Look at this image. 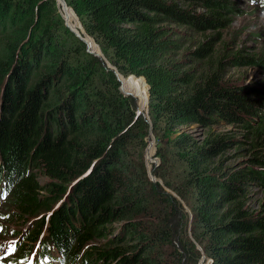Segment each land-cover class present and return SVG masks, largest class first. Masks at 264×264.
<instances>
[{
  "label": "trees",
  "instance_id": "obj_1",
  "mask_svg": "<svg viewBox=\"0 0 264 264\" xmlns=\"http://www.w3.org/2000/svg\"><path fill=\"white\" fill-rule=\"evenodd\" d=\"M64 1L67 25L82 24L140 110L145 77L150 122L113 68L63 24L56 0H0V26L11 29L0 56V179L11 183L0 216L28 221L11 233L21 234L17 254L41 238L40 259L53 247L69 263L264 264V194L251 202V186L264 187L263 88L238 87L223 72L226 62L263 66L264 57L227 54L218 31L206 34L226 26L234 1L201 0L207 12L188 7L193 0ZM167 20L199 36L189 67L166 53ZM42 54L49 60L35 74ZM221 121L238 122L248 142L250 155L232 169L222 155L242 141L213 130ZM190 122L207 128L200 140L176 133ZM149 130L162 183L143 158Z\"/></svg>",
  "mask_w": 264,
  "mask_h": 264
},
{
  "label": "rangeland",
  "instance_id": "obj_2",
  "mask_svg": "<svg viewBox=\"0 0 264 264\" xmlns=\"http://www.w3.org/2000/svg\"><path fill=\"white\" fill-rule=\"evenodd\" d=\"M58 1L60 2V4ZM231 1L232 2L234 1L232 7H235V8L225 10V14L228 20V23L226 24V26L219 30L208 31L206 34L214 33L218 31V34L220 35V39L217 42L224 45V52H226L227 54H233L234 52L239 51L241 54L250 53L252 54V56L261 55L264 57V0H231ZM61 3L62 5H64L62 0H56V5H55L57 7L56 10L61 15L63 24H65V26L69 30H71L73 33L76 34V32L73 31L74 29L72 30L69 26L66 25V23L69 24L68 7H65V6L61 7ZM187 6L198 12L199 11L207 12V7L203 5V2L201 0H193L189 2ZM61 8L63 9L65 17L63 15ZM75 14L77 13L75 12ZM27 16L28 14H25L24 19H27ZM77 18H78V15H77ZM34 21L35 23H37L38 21L37 18ZM162 24L168 28V33L166 34V37H168L169 39L168 40L169 47L166 53L168 57L172 60L171 62L175 63L176 67H179L180 69L189 67V65H191L194 60L193 58L194 55L191 53V50L195 48L194 46H196L199 36H197V34L192 32V30L189 29L187 25H184V24L175 23L169 20L163 22ZM10 31L11 29H10V26L8 25V22L0 26V56L3 50L4 51L9 50V45H6V40H7L6 36L8 35ZM76 35L79 39L83 41V43L85 44L86 50L89 51L91 48H89L87 42L83 40L78 34ZM15 46H17L16 42H15ZM98 49H99L98 55L94 52V49H91L93 50L94 53L91 51L89 52L96 55L97 58L101 61L102 65L109 67V68H113L120 82L119 89L122 91L123 89L121 86L122 85L121 84L122 74L119 73L116 70L115 66L103 55L101 48L99 47ZM47 60H49L48 56L46 54H42L40 56V61L38 64L35 65V63H32L35 67V70H31V72H34L35 74H37L38 71L43 70L44 62H46ZM223 72H225L226 77L238 87L239 86L242 87L248 83L257 84L258 86H260V88L261 87L263 88L262 96L264 95V65L263 66L259 64L248 65L246 63L226 62L223 68ZM130 74L133 75L134 73H130ZM134 76H136V74H134ZM141 76L144 78L146 82L147 91H148L147 106L145 110L142 108L140 110L137 107V103H136L137 99L132 93H127V94L131 95L134 98V104H135L137 114L145 118L147 122H150V117L148 114L149 84L147 83L145 77L143 75ZM122 80L124 81V79ZM256 96L260 97L258 94ZM261 102H262V109H264V101H261ZM212 127H213V130L221 131V132L225 130H231L233 131L232 133L242 141L240 142L241 144L239 146H235V145L229 146L228 149L222 155L223 161L225 160L224 164L227 168L232 169L236 167L237 165L242 164V160L244 161L245 157L247 158L250 154H249V147H248L247 139L244 136H242L244 131L238 125V122H235V121L233 122L223 121L222 122L221 121V122H216L215 124L212 125ZM206 130L207 128L201 125L200 123L190 122V123H186V124H182L178 126L176 133L188 132L194 138H196L197 140H200V138L204 135ZM172 135H174V133H172ZM157 142H158V139L155 137L154 133L151 130H149L148 135L146 136V143L144 146L143 158L146 164L147 171L150 175V178L152 180L158 179L162 183L161 178L154 176V174H152L151 172V168L159 164L160 162V158L156 154ZM35 170L37 171L36 168ZM37 173L39 174V177L42 183L44 184V181L45 182L47 181L46 177L42 173H39L38 171ZM71 181L72 180L65 183L66 190ZM0 182H1V179H0ZM9 185L10 184H8L5 192L1 194L0 196V213L2 212L1 208L6 204V201H7ZM165 189L168 192H170L172 195L173 194L177 195L173 189L167 186L165 187ZM66 190H65V193H66ZM263 194H264V187L260 185V183L257 186L255 185L251 186V202L253 206H257V202L263 196ZM183 205L185 207V211H187L190 216L191 214H190L189 208L185 205V203ZM45 212L46 210L42 211L41 214H44ZM3 218H5L4 215H3ZM3 218L0 216V227L6 226V228H2L0 230V264H19L20 262L11 263L10 258L15 257L16 259H19L20 256L22 255L25 256L26 258V256L29 254L30 251H34V246L33 247L31 246V248L28 249L25 254L18 255L17 247L20 243L21 234L12 235L11 233L18 231V230L19 231L23 230L22 233H25L28 221L20 223V221L18 220V221H13L15 222L13 224H9L8 222L5 223L6 220H4ZM118 227L119 225L117 223H114L113 228H115V231L118 230ZM76 237H77L76 235L72 236L71 241H75ZM13 243L15 244V251L6 255L5 253L8 247L10 245H13ZM82 251H83V254L85 253V256H86V250L83 249ZM52 259H56V261L52 262L51 264H67L59 258V254L56 251L52 252V258L50 260ZM50 260L48 261V263L50 262ZM207 260H209V258H206L205 261L201 260L199 264H202V263L207 264L208 263ZM70 263L72 264L73 261H71ZM77 263L78 262H75V264Z\"/></svg>",
  "mask_w": 264,
  "mask_h": 264
},
{
  "label": "bare ground",
  "instance_id": "obj_3",
  "mask_svg": "<svg viewBox=\"0 0 264 264\" xmlns=\"http://www.w3.org/2000/svg\"><path fill=\"white\" fill-rule=\"evenodd\" d=\"M63 1V3H64V5H62V3H61V7H63V6H65V7H68V8H70L69 6H67V4H66V2L64 1V0H62ZM59 2V1H58ZM59 4H60V2H59ZM65 19V18H64ZM66 21V20H65ZM80 22V21H79ZM80 24H81V22H80ZM66 25H67V23H66ZM68 26V25H67ZM81 27H82V24H81ZM73 30V29H72ZM74 32H76L80 37H82L83 38V40H85L86 42H87V44H88V46H89V48H91V49H94V51L95 52H97L98 51V45H97V43L94 41V39L91 37V36H89L87 33H85V31H84V28L82 27V30L80 29L79 31H77V30H73ZM97 55H98V53H97ZM122 76V75H121ZM130 76V75H129ZM123 77V76H122ZM56 261V259H52V260H50V262L48 263V264H51L52 262H55ZM203 264V263H202Z\"/></svg>",
  "mask_w": 264,
  "mask_h": 264
},
{
  "label": "snow or ice",
  "instance_id": "obj_4",
  "mask_svg": "<svg viewBox=\"0 0 264 264\" xmlns=\"http://www.w3.org/2000/svg\"><path fill=\"white\" fill-rule=\"evenodd\" d=\"M15 251V244L13 243V245H10L6 251V255L7 254H10L11 252H14Z\"/></svg>",
  "mask_w": 264,
  "mask_h": 264
},
{
  "label": "water",
  "instance_id": "obj_5",
  "mask_svg": "<svg viewBox=\"0 0 264 264\" xmlns=\"http://www.w3.org/2000/svg\"><path fill=\"white\" fill-rule=\"evenodd\" d=\"M76 34H77V33H76ZM81 38H82V37H81ZM82 39H83V38H82ZM98 48H99V47H98ZM89 51L93 52V50H91V49H90ZM94 52H95V51H94ZM94 52H93V53H94ZM95 53H96V54L99 53V49H98V51L95 52ZM122 92H124L125 94H127V93H131V92H129V91H123V89H122ZM207 264H209V263H207Z\"/></svg>",
  "mask_w": 264,
  "mask_h": 264
},
{
  "label": "built area",
  "instance_id": "obj_6",
  "mask_svg": "<svg viewBox=\"0 0 264 264\" xmlns=\"http://www.w3.org/2000/svg\"><path fill=\"white\" fill-rule=\"evenodd\" d=\"M209 260H207V262H208Z\"/></svg>",
  "mask_w": 264,
  "mask_h": 264
},
{
  "label": "clouds",
  "instance_id": "obj_7",
  "mask_svg": "<svg viewBox=\"0 0 264 264\" xmlns=\"http://www.w3.org/2000/svg\"><path fill=\"white\" fill-rule=\"evenodd\" d=\"M36 243V242H35ZM33 245H34V243H33Z\"/></svg>",
  "mask_w": 264,
  "mask_h": 264
}]
</instances>
